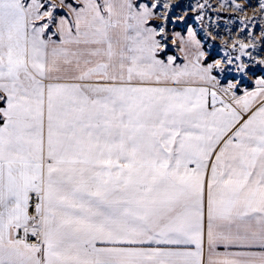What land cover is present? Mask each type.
I'll return each instance as SVG.
<instances>
[{
    "label": "snow or ice",
    "instance_id": "snow-or-ice-1",
    "mask_svg": "<svg viewBox=\"0 0 264 264\" xmlns=\"http://www.w3.org/2000/svg\"><path fill=\"white\" fill-rule=\"evenodd\" d=\"M0 264H264V0H0Z\"/></svg>",
    "mask_w": 264,
    "mask_h": 264
}]
</instances>
